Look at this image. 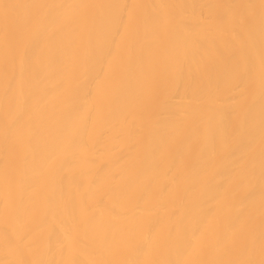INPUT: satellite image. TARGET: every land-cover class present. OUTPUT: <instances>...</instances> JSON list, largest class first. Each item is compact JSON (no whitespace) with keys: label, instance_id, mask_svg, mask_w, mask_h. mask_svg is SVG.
<instances>
[{"label":"bare ground","instance_id":"bare-ground-1","mask_svg":"<svg viewBox=\"0 0 264 264\" xmlns=\"http://www.w3.org/2000/svg\"><path fill=\"white\" fill-rule=\"evenodd\" d=\"M0 264H264V0H0Z\"/></svg>","mask_w":264,"mask_h":264}]
</instances>
